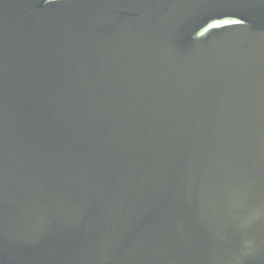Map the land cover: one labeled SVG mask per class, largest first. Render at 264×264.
<instances>
[{"label": "water", "instance_id": "95a60500", "mask_svg": "<svg viewBox=\"0 0 264 264\" xmlns=\"http://www.w3.org/2000/svg\"><path fill=\"white\" fill-rule=\"evenodd\" d=\"M0 264H264V0H0Z\"/></svg>", "mask_w": 264, "mask_h": 264}]
</instances>
